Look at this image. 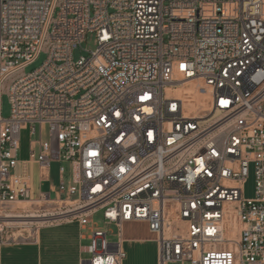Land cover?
I'll list each match as a JSON object with an SVG mask.
<instances>
[{"label": "built area", "instance_id": "2783aa9c", "mask_svg": "<svg viewBox=\"0 0 264 264\" xmlns=\"http://www.w3.org/2000/svg\"><path fill=\"white\" fill-rule=\"evenodd\" d=\"M263 103L264 0H0V248L33 243L12 231L37 216L78 225L80 264H122L125 224L157 264H264ZM43 124L18 175L20 132ZM26 163L40 182L67 165L56 198H31Z\"/></svg>", "mask_w": 264, "mask_h": 264}, {"label": "rangeland", "instance_id": "374dc122", "mask_svg": "<svg viewBox=\"0 0 264 264\" xmlns=\"http://www.w3.org/2000/svg\"><path fill=\"white\" fill-rule=\"evenodd\" d=\"M94 36L87 35L85 40L72 52V59L78 60L79 57H87L88 52L95 49ZM46 60V55L41 53L31 64H29L24 72L26 74L34 72L39 69ZM264 108V103H263ZM10 115V104L6 95L1 98V116L8 118ZM48 125L43 124L40 128L36 127L35 134L30 135L28 129L20 132V150L18 153L19 158L27 157L26 151L30 141H43L47 142L49 139ZM65 164L52 163L50 164L49 185L55 190V186L58 184V168ZM17 170V169H16ZM15 173H17L15 171ZM255 182L253 176V170L250 168L248 179L244 185L243 198L252 199L254 197ZM36 197L35 192L31 193V198ZM24 206L28 204H23ZM29 209V208H27ZM32 209L35 210L34 207ZM93 221L102 226L99 215L93 218ZM37 227V226H35ZM35 227H18L13 229L14 236L22 235L27 237L28 235L34 239L37 229ZM29 229V230H28ZM112 233L116 232L114 227L109 228ZM29 231V232H28ZM30 233V234H29ZM40 243H21V244H9L2 245L0 248V258L2 264H80L81 260L87 259L86 254L80 253V247L87 245V240H80L79 236L81 231L76 223H61L57 225H51L42 227L40 229ZM150 239L142 247L138 255L127 253L126 259L123 264H152L154 256L157 257V243L154 238L149 234ZM110 240H116V238H110Z\"/></svg>", "mask_w": 264, "mask_h": 264}, {"label": "crops", "instance_id": "0c3cea01", "mask_svg": "<svg viewBox=\"0 0 264 264\" xmlns=\"http://www.w3.org/2000/svg\"><path fill=\"white\" fill-rule=\"evenodd\" d=\"M28 149H29V146H28ZM28 149L26 151V155H27L26 158L25 157L19 158V156H18L19 164H18V167L16 170L18 175L21 174V172H22L21 163L27 161ZM25 172H26V175L28 176L29 181H30L31 193L35 192L36 196L39 192L49 193L54 198H56L58 196V192H57L58 184L55 186V190H53L51 185L48 186L50 171L48 174V180L44 181V182L39 181L38 168L35 164L26 163L25 164ZM33 198H35V197H33ZM46 226L47 225L42 226V227H46ZM40 229L37 230L36 235L34 237V242L31 244L39 245V243H40V233H39ZM149 240H151V239H150L149 232H148L146 225H144V224H125L123 226V234H122V240H121V249L125 255L124 260L127 257V253H125V249L131 255H138L140 253L142 247ZM0 264H2L1 258H0ZM122 264H123V262H122ZM152 264H157L156 255L154 256V260H153Z\"/></svg>", "mask_w": 264, "mask_h": 264}, {"label": "bare ground", "instance_id": "6f19581e", "mask_svg": "<svg viewBox=\"0 0 264 264\" xmlns=\"http://www.w3.org/2000/svg\"><path fill=\"white\" fill-rule=\"evenodd\" d=\"M184 92L185 93H187V94H191V93H193V89L192 88H187V89H185L184 90ZM26 204H28V205H26V206H24L23 204H21L20 205V208L21 209H27V208H29V203H26ZM30 218H32V219H30ZM35 218H38L37 216H31V217H29V219H22V220H19V221H17L15 224L16 225H35V226H37V228H39V227H42V226H45V225H48L47 223H48V221H46V220H41V219H35ZM50 225V224H49ZM29 230V229H28ZM29 232V231H28ZM30 234V233H29Z\"/></svg>", "mask_w": 264, "mask_h": 264}]
</instances>
